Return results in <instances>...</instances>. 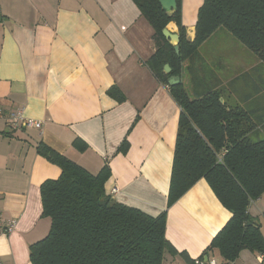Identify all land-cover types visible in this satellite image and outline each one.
I'll list each match as a JSON object with an SVG mask.
<instances>
[{
  "label": "crops",
  "instance_id": "1",
  "mask_svg": "<svg viewBox=\"0 0 264 264\" xmlns=\"http://www.w3.org/2000/svg\"><path fill=\"white\" fill-rule=\"evenodd\" d=\"M202 3L181 0L185 32L195 27ZM0 13V218L16 222L0 235V264H30L29 247L50 229L40 186L61 171L37 153L39 143L92 175L107 163L105 190H119L111 198L151 217L166 210V240L189 261L198 259L231 213L204 179L167 208L180 108L146 65L154 32L133 1L0 0ZM167 28L177 34L174 24ZM256 63L243 88L264 83ZM180 81L189 88L183 75ZM237 83H223L239 96L225 98L227 105L264 115V95L248 98ZM112 88L124 100L112 97ZM17 110L40 129L11 128L9 114ZM76 139L83 151L72 146ZM124 140L128 149L118 153ZM248 214L264 237V194ZM163 264L190 263L165 254ZM232 264H264V253L243 250Z\"/></svg>",
  "mask_w": 264,
  "mask_h": 264
},
{
  "label": "trees",
  "instance_id": "2",
  "mask_svg": "<svg viewBox=\"0 0 264 264\" xmlns=\"http://www.w3.org/2000/svg\"><path fill=\"white\" fill-rule=\"evenodd\" d=\"M132 1L154 32L155 52L146 65L180 108L167 208L204 179L231 217L198 259L216 254L222 263L232 264L243 250L264 253L260 227L248 214L249 205L264 194V115L228 106L222 95L223 81L207 72L200 52L223 29L264 67V0H203L193 42L181 24V0H175L176 12L171 17L159 0ZM3 20L0 13V23ZM169 24L177 28L178 54L162 35ZM186 63L192 97L181 81L174 87L167 85L170 76L181 77ZM164 65L171 70L167 75ZM244 74L249 73L229 82L248 81L251 76L246 79ZM260 83L264 84L259 82L254 89L262 96ZM108 93L124 100L116 88ZM72 146L79 151L86 147L78 139ZM127 149L124 140L117 151L124 154ZM36 151L61 173L40 186L42 216L50 219V229L44 239L29 247L30 264H163L165 254L180 255L194 264L195 260L189 261L166 240V210L151 217L111 198L105 190L110 177L107 163L92 175L42 143Z\"/></svg>",
  "mask_w": 264,
  "mask_h": 264
},
{
  "label": "rangeland",
  "instance_id": "3",
  "mask_svg": "<svg viewBox=\"0 0 264 264\" xmlns=\"http://www.w3.org/2000/svg\"><path fill=\"white\" fill-rule=\"evenodd\" d=\"M216 37H214L203 49V51H200L203 59H204V68L205 69H212L213 73L211 74L216 79H221L223 83L229 82L232 79H235L237 76H240L241 74L248 72L249 74H244V77L246 79L249 76L254 75V68L257 65V61L255 59V56L244 49V47L238 43L235 39H233L228 32H226L223 29H220L215 34ZM210 63H212L210 65ZM187 63L183 65V71L181 76H184V80L188 84L189 88L184 86L186 92L191 96L192 91V85L187 77V71H186ZM252 70V71H249ZM260 72H263L261 69ZM264 76V74H263ZM209 77H211L209 75ZM214 79H210L212 81ZM183 83V82H182ZM236 83V82H235ZM240 85V89L243 91V95L248 96V94H251L252 96H258L255 92L254 88H248L244 87L242 84V80H240L237 83ZM242 84V85H241ZM263 89L259 93L264 95V84H259ZM224 98H238L239 96L233 92L231 88L225 87L223 92ZM259 101L263 100V97H259ZM262 139L264 136H261ZM253 139L256 140V135L253 136ZM216 255V254H215ZM217 257V255H216Z\"/></svg>",
  "mask_w": 264,
  "mask_h": 264
},
{
  "label": "built area",
  "instance_id": "4",
  "mask_svg": "<svg viewBox=\"0 0 264 264\" xmlns=\"http://www.w3.org/2000/svg\"><path fill=\"white\" fill-rule=\"evenodd\" d=\"M8 120L11 128L15 130H19L20 128L40 129L41 127L40 122L23 118V114L21 110H17L14 113H10ZM118 191L119 190L117 187H113L110 190L109 195L110 196L116 195ZM15 224H16L15 220H2L0 218V235L9 234L10 232H12V230L15 228ZM262 258L263 257L260 255L259 256L260 262H262L263 260ZM194 264H224V263H222L217 257H212V258H207L206 261L200 259L195 260Z\"/></svg>",
  "mask_w": 264,
  "mask_h": 264
},
{
  "label": "water",
  "instance_id": "5",
  "mask_svg": "<svg viewBox=\"0 0 264 264\" xmlns=\"http://www.w3.org/2000/svg\"><path fill=\"white\" fill-rule=\"evenodd\" d=\"M159 4L161 6V9L163 10V12H165V14L169 17H171L175 12H176V1L175 0H159ZM187 37L189 38V40L191 42L194 41L195 38V27H191L188 28L186 31ZM162 35L164 37V39L168 42V44L170 46L173 47L174 52L176 54H178L179 52V35L178 34H174L171 33L168 28H165L162 30ZM170 68L168 65H164L163 67V73L165 75L170 73ZM178 84H180V77L179 76H170L167 79V85L169 87H174L177 86ZM220 102H222V100H220ZM207 260V257L204 258V261Z\"/></svg>",
  "mask_w": 264,
  "mask_h": 264
}]
</instances>
